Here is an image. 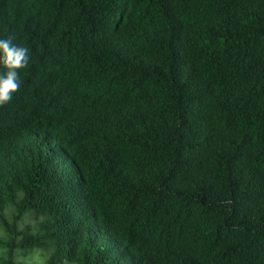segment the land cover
Segmentation results:
<instances>
[{"label": "trees", "instance_id": "1", "mask_svg": "<svg viewBox=\"0 0 264 264\" xmlns=\"http://www.w3.org/2000/svg\"><path fill=\"white\" fill-rule=\"evenodd\" d=\"M9 37L0 264H264V0H0Z\"/></svg>", "mask_w": 264, "mask_h": 264}, {"label": "clouds", "instance_id": "2", "mask_svg": "<svg viewBox=\"0 0 264 264\" xmlns=\"http://www.w3.org/2000/svg\"><path fill=\"white\" fill-rule=\"evenodd\" d=\"M29 50L12 43V37L0 39V65L6 71L0 73V105L9 102L13 93L20 90L19 69L28 65ZM35 264H43V259L34 257Z\"/></svg>", "mask_w": 264, "mask_h": 264}, {"label": "rangeland", "instance_id": "3", "mask_svg": "<svg viewBox=\"0 0 264 264\" xmlns=\"http://www.w3.org/2000/svg\"><path fill=\"white\" fill-rule=\"evenodd\" d=\"M3 236V231L0 229V237ZM34 257H39L43 259V264H46L45 259L47 257V254L43 249L40 248H33L30 250L26 255H24V260L27 264H35ZM58 264V263H55Z\"/></svg>", "mask_w": 264, "mask_h": 264}]
</instances>
